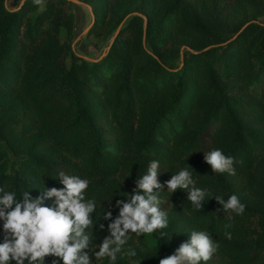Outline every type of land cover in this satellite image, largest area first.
<instances>
[{
  "label": "trees",
  "instance_id": "16d2710c",
  "mask_svg": "<svg viewBox=\"0 0 264 264\" xmlns=\"http://www.w3.org/2000/svg\"><path fill=\"white\" fill-rule=\"evenodd\" d=\"M80 1L91 6L89 33L112 32L132 13L94 61L71 48L69 0H42V8L0 0V187L35 198L43 186L63 188L61 171L87 179L92 218L105 226L93 231L105 238L103 212L119 215L116 201L152 160L162 185L189 165L195 186L210 193L203 209L187 191L171 196L165 187L171 239L133 234L124 249L136 257L93 264H159L193 230L220 245L207 264H264V0ZM216 148L234 157L235 175L212 172L204 153ZM233 194L244 213L216 214L222 206L212 196Z\"/></svg>",
  "mask_w": 264,
  "mask_h": 264
},
{
  "label": "clouds",
  "instance_id": "9594fccd",
  "mask_svg": "<svg viewBox=\"0 0 264 264\" xmlns=\"http://www.w3.org/2000/svg\"><path fill=\"white\" fill-rule=\"evenodd\" d=\"M39 5L42 0H33ZM205 162L211 166L214 174L227 173L235 175V159L226 156L219 149H212L204 153ZM191 168H181L172 175L165 184L158 182L160 162L152 160L145 174L135 181L136 187L125 199L117 200L115 208L119 215L113 219L111 211L103 212L102 219L111 221L107 225L109 235L99 246L92 244L93 229L104 224L94 223L96 213L95 199H86V192L90 181L76 175H68L61 171L58 175L63 188H40L41 195L33 198L24 191L18 199L14 192L5 191L0 187V221H3L4 242L0 243V264H45L46 257H54L52 264H93L92 256L106 257L111 261L117 255L136 257L134 249L125 250L124 246L133 234L143 236L159 231L161 238L171 239L169 233L163 231L169 227L168 213L161 208L166 203L160 193L172 196L178 190L188 192L187 200L194 210L200 211L205 204V197L210 193L207 189L196 187ZM192 169V168H191ZM193 170V169H192ZM194 171V170H193ZM224 213L242 215L245 205L233 194L227 200L221 196H212ZM51 200L53 206H47L45 201ZM225 238L231 240L228 231L230 224H226ZM99 248L98 251L93 249ZM220 245L207 231H191L190 239L182 243L173 255L160 259L159 264H207L218 251ZM141 264V261L137 262Z\"/></svg>",
  "mask_w": 264,
  "mask_h": 264
},
{
  "label": "rangeland",
  "instance_id": "374dc122",
  "mask_svg": "<svg viewBox=\"0 0 264 264\" xmlns=\"http://www.w3.org/2000/svg\"><path fill=\"white\" fill-rule=\"evenodd\" d=\"M25 0H4L5 6L7 8H16L20 5L21 2ZM70 1V10L74 15V23H73V37L71 40V48L73 52L79 57L87 60L94 61L100 58L108 49L110 42L112 41L115 32L120 28V26L125 23L127 18L132 14L131 12L124 16V18L120 21L118 26L114 29V31H110V25H104L101 28L95 29L93 33H89V29L93 23V14L91 11V6L87 3L81 2L80 0H69ZM39 8H42V4H39ZM260 21H264V16L259 18ZM183 47H180L182 50ZM69 62V59H66V63ZM177 62V60H175ZM120 181H124L125 178L123 176L119 177ZM3 223H0V227H2ZM3 228V227H2ZM93 240L92 244L95 246H99L102 244L104 237L99 235L98 232L92 233ZM94 251H98L99 248L93 249ZM121 255V253H120ZM127 257V256H125ZM92 261L95 259L93 255ZM133 264V263H132Z\"/></svg>",
  "mask_w": 264,
  "mask_h": 264
},
{
  "label": "water",
  "instance_id": "95a60500",
  "mask_svg": "<svg viewBox=\"0 0 264 264\" xmlns=\"http://www.w3.org/2000/svg\"><path fill=\"white\" fill-rule=\"evenodd\" d=\"M116 33V32H115ZM111 43V42H110ZM110 45V44H109ZM109 47V46H108Z\"/></svg>",
  "mask_w": 264,
  "mask_h": 264
}]
</instances>
